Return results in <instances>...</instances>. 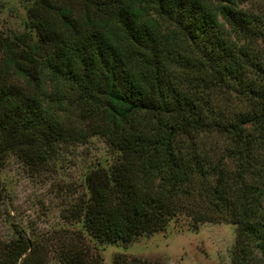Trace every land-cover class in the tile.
<instances>
[{
  "label": "trees",
  "instance_id": "obj_1",
  "mask_svg": "<svg viewBox=\"0 0 264 264\" xmlns=\"http://www.w3.org/2000/svg\"><path fill=\"white\" fill-rule=\"evenodd\" d=\"M224 1L32 0L25 30L0 34V171L9 156L38 166L68 138L99 134L114 159L83 173L64 212L92 240L126 244L185 214L194 227L232 221L236 241L264 254V60L253 49L264 26ZM224 90L249 106H229ZM37 247L16 230L0 238V264H52ZM53 264L91 256L70 241Z\"/></svg>",
  "mask_w": 264,
  "mask_h": 264
},
{
  "label": "rangeland",
  "instance_id": "obj_2",
  "mask_svg": "<svg viewBox=\"0 0 264 264\" xmlns=\"http://www.w3.org/2000/svg\"><path fill=\"white\" fill-rule=\"evenodd\" d=\"M31 2L0 0V34L10 37L25 30L26 7ZM234 2L264 26V0ZM253 49L264 60V36L254 42ZM247 75L259 78L252 70ZM220 95L234 109L249 106L248 100L235 91H220ZM78 110L71 109L70 122ZM78 123L85 126L82 121ZM113 159L102 137L89 132L86 137L68 138L54 158L38 166L25 165L9 156L0 171L4 192L0 201V238L7 239L20 231L33 239L38 253L52 264L57 250L70 241L87 249L91 264H128L133 258L156 260L159 264H264V254L252 242L236 241V226L229 220L203 221L194 227L187 215L179 214L163 228L141 233L126 244L92 240L79 222L64 215L65 208L81 195L83 173L95 163L106 165Z\"/></svg>",
  "mask_w": 264,
  "mask_h": 264
}]
</instances>
